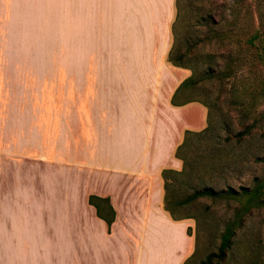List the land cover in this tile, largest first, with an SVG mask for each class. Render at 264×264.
Wrapping results in <instances>:
<instances>
[{
  "label": "crops",
  "instance_id": "1",
  "mask_svg": "<svg viewBox=\"0 0 264 264\" xmlns=\"http://www.w3.org/2000/svg\"><path fill=\"white\" fill-rule=\"evenodd\" d=\"M15 2L79 61L61 99L27 114L0 72V264H183L192 221L164 208L162 171L181 170L176 149L208 111L172 103L190 75L167 61L176 0ZM90 195L108 198L110 231Z\"/></svg>",
  "mask_w": 264,
  "mask_h": 264
},
{
  "label": "rangeland",
  "instance_id": "2",
  "mask_svg": "<svg viewBox=\"0 0 264 264\" xmlns=\"http://www.w3.org/2000/svg\"><path fill=\"white\" fill-rule=\"evenodd\" d=\"M7 1L0 0V72L12 96L25 97L26 114L32 104L45 110L47 100L61 99L64 62L77 63L79 55L50 52L62 49L61 32L47 33L29 5ZM179 5L176 47L191 50L184 61L193 65L198 84L177 98L207 102L210 125L208 137L191 141L184 154L200 160L195 185L204 179L216 192L175 208L174 215L192 221L193 264H264V205L247 202L250 193L264 198V0ZM31 95L40 102L32 103ZM218 137L226 143L218 144ZM191 184L170 176L178 199ZM225 232L229 241L220 252Z\"/></svg>",
  "mask_w": 264,
  "mask_h": 264
},
{
  "label": "trees",
  "instance_id": "3",
  "mask_svg": "<svg viewBox=\"0 0 264 264\" xmlns=\"http://www.w3.org/2000/svg\"><path fill=\"white\" fill-rule=\"evenodd\" d=\"M180 0H176V19L174 21L172 31L174 35V42L172 44V47L168 53L167 61L171 63L172 65L183 67L191 70V74L185 78L177 88L176 92L174 93L172 97V103L179 104V103H186L190 101H199L201 102L205 107L209 108V105L207 102L201 101L199 99H196L194 97H188L184 98L183 100H178L177 96L187 88H190L192 86H195L198 84L197 78H195V70L193 65H190L188 63H185L184 59L191 54V50H184L179 51L176 47V33H175V24L177 23L179 17H180ZM210 71V67H209ZM208 113H207V125L204 129L200 131H190L186 130L184 134L183 141L178 145L176 149V156L182 160V168L179 171H175L172 169H163L162 176L164 179V201L163 205L164 208L170 213L172 218L174 219H181L182 217L175 216V208H179L180 206H183L185 204H189L194 202L195 200L205 197V196H214L215 195V189L213 186L209 185L208 182L204 179L198 180L200 185H195L193 181H195V173L197 172L196 169H198L200 160L198 158L190 157L184 154V149L191 144V141L197 140V139H203L207 138L208 131L210 128L209 121H208ZM220 142L226 143V137L223 139H220L218 137V144ZM175 175L176 177H185L187 178L188 182H192L191 188L192 191L187 194L184 198L178 199V197L174 194V191L170 188V176ZM228 190H231L229 188ZM246 192V189H244ZM89 203L92 204L96 209V214L98 217L102 218L106 224H107V230L110 231V226L112 221L114 220V210L112 206L109 203L108 198H100L94 195H90L88 199ZM259 202L262 205H264V198H260V196L257 193H250V195L247 198V202ZM189 233V228H188ZM190 234V233H189ZM222 244L220 247V252H223V250L226 248L227 243L226 241H229V238L227 236V232H225L222 235ZM206 261H210V258L206 259L205 261H202V263H205ZM183 264H193V254L188 257Z\"/></svg>",
  "mask_w": 264,
  "mask_h": 264
}]
</instances>
